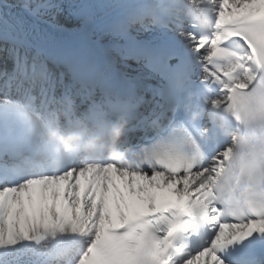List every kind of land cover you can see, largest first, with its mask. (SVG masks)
<instances>
[{
  "label": "snow or ice",
  "instance_id": "6c2138e0",
  "mask_svg": "<svg viewBox=\"0 0 264 264\" xmlns=\"http://www.w3.org/2000/svg\"><path fill=\"white\" fill-rule=\"evenodd\" d=\"M0 264H264V0H0Z\"/></svg>",
  "mask_w": 264,
  "mask_h": 264
}]
</instances>
